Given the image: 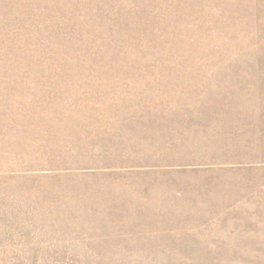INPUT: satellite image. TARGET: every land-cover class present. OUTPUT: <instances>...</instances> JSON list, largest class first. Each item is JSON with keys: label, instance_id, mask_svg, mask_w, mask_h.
Wrapping results in <instances>:
<instances>
[{"label": "rangeland", "instance_id": "rangeland-1", "mask_svg": "<svg viewBox=\"0 0 264 264\" xmlns=\"http://www.w3.org/2000/svg\"><path fill=\"white\" fill-rule=\"evenodd\" d=\"M0 264H264V0H0Z\"/></svg>", "mask_w": 264, "mask_h": 264}, {"label": "bare ground", "instance_id": "bare-ground-1", "mask_svg": "<svg viewBox=\"0 0 264 264\" xmlns=\"http://www.w3.org/2000/svg\"><path fill=\"white\" fill-rule=\"evenodd\" d=\"M12 77V76H11ZM12 102V101H11ZM6 103V102H5ZM9 109V108H8Z\"/></svg>", "mask_w": 264, "mask_h": 264}]
</instances>
